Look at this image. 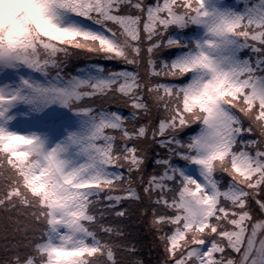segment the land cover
<instances>
[{"label":"snow or ice","instance_id":"obj_1","mask_svg":"<svg viewBox=\"0 0 264 264\" xmlns=\"http://www.w3.org/2000/svg\"><path fill=\"white\" fill-rule=\"evenodd\" d=\"M0 264H264V0H0Z\"/></svg>","mask_w":264,"mask_h":264}]
</instances>
